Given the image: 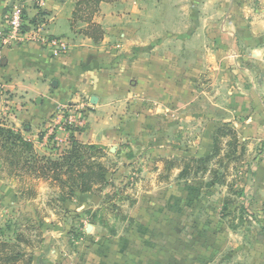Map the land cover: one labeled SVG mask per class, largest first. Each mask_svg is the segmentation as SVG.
<instances>
[{"label":"rangeland","instance_id":"rangeland-1","mask_svg":"<svg viewBox=\"0 0 264 264\" xmlns=\"http://www.w3.org/2000/svg\"><path fill=\"white\" fill-rule=\"evenodd\" d=\"M223 1L201 0L202 19L214 10L223 12ZM219 36L210 38V45H218ZM222 38L225 52L215 61L213 96H201L199 109L205 115L199 122L186 120L177 127L178 118L172 117L167 123L174 124L165 127L159 116L146 117L135 133L103 147L109 182L93 192L64 199L48 182L32 180L35 197L26 201L24 212L9 215L3 236L22 234L28 240L24 248H32L50 229L47 234H53L56 250L66 253V264H264V239L258 232L264 228L263 141L256 131L258 105L264 107V65L258 60L262 55L247 50L264 42L258 38L249 47L243 39L230 51L231 38ZM224 76L228 84L220 86ZM69 107L75 117L77 110L87 113L84 107ZM84 119L83 134L74 131L76 137L86 135ZM211 119L217 125H208ZM222 126L235 132L234 156L224 157L229 137L221 139L220 152L213 154V137ZM63 127L60 119H48L29 139L40 145H34L36 152H57V142L71 134ZM206 156L204 172L178 175L187 159ZM0 171L18 188L1 155Z\"/></svg>","mask_w":264,"mask_h":264},{"label":"crops","instance_id":"crops-1","mask_svg":"<svg viewBox=\"0 0 264 264\" xmlns=\"http://www.w3.org/2000/svg\"><path fill=\"white\" fill-rule=\"evenodd\" d=\"M11 1L0 0V35ZM76 1L23 0L27 23L44 36L69 41L64 54L55 56L52 48L32 41L0 52V117L28 139L57 108L69 105L87 109L86 135L77 137L103 147L135 133L146 117L159 116L165 127L174 124L167 123L172 117L178 118L177 127L186 120L199 122L205 115L199 109L201 96H213L215 61L225 52L222 37L231 38L230 51L243 39L249 47L258 38L264 42V0H225L223 12L214 10L204 19L201 0H102L92 17L103 30L98 42L79 32L85 22L72 26ZM216 35L221 40L210 45ZM262 44L247 50L262 55L258 60L264 65ZM219 84H228L226 76ZM211 124L217 125L213 119ZM256 131L264 161V107L259 105ZM24 211L16 182L0 171V241L9 239L3 236L9 215ZM47 233L38 247L21 244L26 253L16 264L28 257L29 264H66V253L56 250L53 234Z\"/></svg>","mask_w":264,"mask_h":264},{"label":"trees","instance_id":"trees-1","mask_svg":"<svg viewBox=\"0 0 264 264\" xmlns=\"http://www.w3.org/2000/svg\"><path fill=\"white\" fill-rule=\"evenodd\" d=\"M100 1L102 0H77L74 5L72 26L77 21L85 22V28L79 29V32L91 38L93 42L100 41L103 36L101 26L92 20ZM74 131L81 132L82 128L71 127V134L67 139L57 142L54 147L57 152L40 154L27 137L0 122V155L8 175L18 179L19 186L16 192L24 205L28 199H33L36 195L35 183L32 180L48 182L50 187L59 189V196L64 199L71 198L75 193L93 192L98 187L108 184L110 170L105 161L107 158L105 149L97 144L81 142L74 135ZM224 137H229L227 142L229 151L224 157L234 156L238 151V140L234 130L226 126L218 128L214 134L213 154L220 152L221 139ZM209 157L187 159L178 175L185 177L189 175L190 170H193V173L204 172ZM241 209L246 211L244 207ZM30 212L28 209L27 213ZM258 232L264 239V228L258 227ZM26 243L28 240L22 234H17L13 239L1 240L0 264H16L23 259L26 251L22 245ZM30 259L31 257H28L26 261L23 260V264H29Z\"/></svg>","mask_w":264,"mask_h":264},{"label":"built area","instance_id":"built-area-1","mask_svg":"<svg viewBox=\"0 0 264 264\" xmlns=\"http://www.w3.org/2000/svg\"><path fill=\"white\" fill-rule=\"evenodd\" d=\"M25 4L23 0H12L7 7L5 23L6 28L0 35V52L3 48L13 45L25 44L28 42H37L41 46L52 48V54L59 56L64 54L69 49V41L65 37L44 36L40 34L38 27L29 24L25 20ZM78 111V116L75 117L71 107H60L54 112L51 119H60L63 129L70 132L73 126H82L85 112L84 109ZM75 113V111H74ZM0 122L4 123L2 117ZM55 125L51 126L50 130Z\"/></svg>","mask_w":264,"mask_h":264}]
</instances>
